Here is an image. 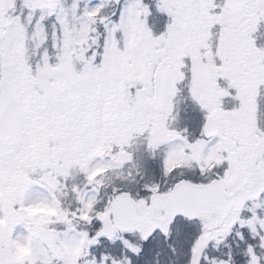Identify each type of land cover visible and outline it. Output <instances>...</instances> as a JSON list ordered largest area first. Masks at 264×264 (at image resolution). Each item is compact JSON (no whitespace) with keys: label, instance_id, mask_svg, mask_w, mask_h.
Instances as JSON below:
<instances>
[{"label":"snow or ice","instance_id":"6c2138e0","mask_svg":"<svg viewBox=\"0 0 264 264\" xmlns=\"http://www.w3.org/2000/svg\"><path fill=\"white\" fill-rule=\"evenodd\" d=\"M0 264H264V0H0Z\"/></svg>","mask_w":264,"mask_h":264},{"label":"rangeland","instance_id":"374dc122","mask_svg":"<svg viewBox=\"0 0 264 264\" xmlns=\"http://www.w3.org/2000/svg\"><path fill=\"white\" fill-rule=\"evenodd\" d=\"M66 203H70V201H66ZM55 214H58V209H53L47 206L34 208L30 212V215L40 217L42 219H47ZM18 251L19 254L24 258H28L31 255V251L26 245L22 246Z\"/></svg>","mask_w":264,"mask_h":264}]
</instances>
